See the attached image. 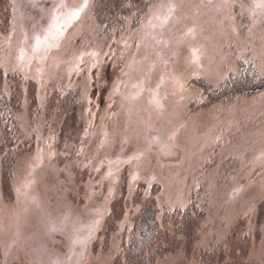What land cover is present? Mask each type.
Wrapping results in <instances>:
<instances>
[{
	"label": "rangeland",
	"instance_id": "obj_1",
	"mask_svg": "<svg viewBox=\"0 0 264 264\" xmlns=\"http://www.w3.org/2000/svg\"><path fill=\"white\" fill-rule=\"evenodd\" d=\"M8 6L0 90L32 144L7 185L0 151V264H119L151 191L156 264H264V0Z\"/></svg>",
	"mask_w": 264,
	"mask_h": 264
},
{
	"label": "trees",
	"instance_id": "obj_2",
	"mask_svg": "<svg viewBox=\"0 0 264 264\" xmlns=\"http://www.w3.org/2000/svg\"><path fill=\"white\" fill-rule=\"evenodd\" d=\"M153 0H94V9L98 13V19L104 22L123 23L128 16L133 17V21L139 20L143 12ZM10 9L8 0H0V33L9 26ZM254 71V70H252ZM256 74L255 71L251 75ZM250 76V75H249ZM248 79V78H247ZM241 80H246L244 68L235 74H231L229 79L224 81V85L236 88ZM249 84V83H248ZM226 92L225 86H223ZM13 96L0 90V151L2 153L1 163L4 173L3 183L8 184L11 174V167L23 152L32 144L19 140L18 128L15 123V110L17 102ZM155 188V187H154ZM156 189V188H155ZM155 192L151 191L138 218L131 229L128 238L123 244V258L119 264H156L157 260L167 253L172 244L169 237H173L160 225L155 206ZM188 221H192L194 210L190 206L187 209ZM260 213H264V207ZM179 212L168 215V218L175 220Z\"/></svg>",
	"mask_w": 264,
	"mask_h": 264
},
{
	"label": "water",
	"instance_id": "obj_3",
	"mask_svg": "<svg viewBox=\"0 0 264 264\" xmlns=\"http://www.w3.org/2000/svg\"><path fill=\"white\" fill-rule=\"evenodd\" d=\"M263 88H264V85H262L260 87L253 88V90H255V89H263Z\"/></svg>",
	"mask_w": 264,
	"mask_h": 264
}]
</instances>
